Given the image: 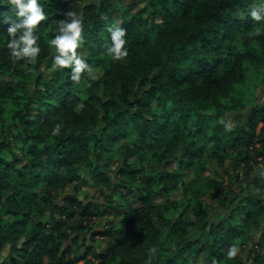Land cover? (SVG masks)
<instances>
[{
  "label": "trees",
  "instance_id": "16d2710c",
  "mask_svg": "<svg viewBox=\"0 0 264 264\" xmlns=\"http://www.w3.org/2000/svg\"><path fill=\"white\" fill-rule=\"evenodd\" d=\"M257 1L38 0L45 19L34 30L41 49L36 61L44 60L47 70L38 72L31 89L27 75L36 61L17 59L9 47L14 37L8 28L23 18L11 0H0V102L10 98L20 107L8 123L0 105V259L10 245L12 264H66L69 252L68 264H175L199 247L206 264H226L233 258L230 247L260 229L254 260L264 264V192L257 188L264 174L235 205L239 220L231 215L212 223L208 207L200 206L195 220L172 215L176 202H154L161 191L156 186L174 191L183 177L177 171L120 184L141 188L140 208L115 207L109 197V204L81 197L77 188L66 194L63 187L84 179L86 168L107 182L115 155L158 153L167 140L186 167L232 152L249 169L264 164V101L258 99L264 20L251 16L264 8ZM69 12L82 24L77 54L102 68L97 76L85 69L79 82L71 78L74 64L53 68L57 53L49 43L61 21L71 20ZM115 26L125 29L128 55L120 59L108 52V29ZM6 73L14 78H2ZM248 108L244 123L226 128L223 116L243 119ZM121 162L129 164L128 158ZM108 215L119 222L105 220L95 228V219ZM102 237L109 248H101Z\"/></svg>",
  "mask_w": 264,
  "mask_h": 264
},
{
  "label": "rangeland",
  "instance_id": "374dc122",
  "mask_svg": "<svg viewBox=\"0 0 264 264\" xmlns=\"http://www.w3.org/2000/svg\"><path fill=\"white\" fill-rule=\"evenodd\" d=\"M91 1L98 2L100 0H81L82 3ZM256 6L264 8V0H258ZM52 50L56 52L54 46ZM90 67L92 69L90 73L94 76L102 72L101 66L94 67L90 65ZM46 70L45 61L38 59L35 62L34 68L27 75V80L30 83L29 88L33 89L32 86H34L38 72ZM1 77L9 80L13 79L14 75L12 73H6L1 75ZM22 96L25 97V94L23 93ZM258 99L264 101V85L259 88ZM0 105L5 109L4 116L8 120V123L13 122L16 113L20 109L18 104L9 98L0 102ZM242 115L243 119L240 118L237 113L230 114V117L225 115L222 117V122L225 124L226 128H231L234 123H244L249 115V108L246 109ZM167 141L159 145L158 148L160 150L158 149V153H147L142 151L141 154L139 152L132 153L127 157L125 154L123 156L121 154L115 155L114 159L112 158L111 164L107 166L108 174L111 178L107 182L92 178L89 169L86 168L84 169V179L81 178L80 181L68 183L66 186H63L64 190L67 194L74 191V188H77L78 194L81 197L87 194L88 197L93 200L108 204L107 197H109L113 201L112 204L115 207L118 206L123 209H128L130 206L140 208L143 205L140 195L141 188L136 184L132 190H127L121 188L120 184L127 183L135 176L142 178L138 179V182L141 183L147 176L154 177L159 174H165V172L171 173L177 171L182 173L183 177L178 182L174 191H171V193H164L161 184L156 186V188H159L161 191L158 190V193L155 194L153 199L155 203L160 204L166 200L173 204L176 202L177 207L172 210V215L177 217L185 213L187 217L196 220L195 213H198L201 210L200 206H203L208 207V209L210 208L208 210V219L210 223L221 222L231 215L236 216L239 220L240 215L235 205L245 198V190L248 184L254 182L255 178L264 174V164L254 165L252 169H249L245 167V162L237 158V153L230 150L232 152L230 156L223 158V160L217 157H202V159L200 158L201 161L196 163L195 166L186 167L185 164H180V154H177L173 144H168ZM132 144L137 146L140 143L138 139L135 138ZM208 144L212 145L210 142ZM140 147H143V149L146 148L144 145H140ZM5 155L9 156L7 153H5ZM127 158L129 164L121 167V161ZM124 167L126 169H124ZM203 167L205 170H203ZM193 180L194 182L192 183ZM258 183V191L264 192V180ZM186 186H189V188L185 189ZM199 213H201V211ZM108 216L95 219L93 223L95 228L103 227V223L106 222L105 220H114L116 223L120 220L119 216ZM196 228L195 230H198V235L201 236L198 224ZM259 230L260 229H252L240 238L239 243L237 242L239 252L226 264H260L259 261L254 260L255 253L253 251L255 242L261 239L262 232ZM202 239H205V237ZM100 245L103 249L109 248L110 246L108 239L105 237L100 239ZM198 248L199 247H195L193 254L179 258L175 264H206L205 260L198 255ZM10 253L11 246L7 245L2 253L0 264H12ZM72 255L73 253H68L66 264L70 262ZM116 260H118L117 257ZM186 260H188V262H186ZM95 261L96 263L98 262L97 260ZM77 264H85V261L80 260ZM163 264L167 263L163 262Z\"/></svg>",
  "mask_w": 264,
  "mask_h": 264
},
{
  "label": "clouds",
  "instance_id": "9594fccd",
  "mask_svg": "<svg viewBox=\"0 0 264 264\" xmlns=\"http://www.w3.org/2000/svg\"><path fill=\"white\" fill-rule=\"evenodd\" d=\"M11 3L18 9L16 15L22 17V20L12 23L8 31L14 38L11 40L9 47L12 50V55L19 58H28L32 63L36 61L37 54L41 51L37 43L38 36L34 35V30L40 21L45 19V12L38 0H11ZM68 16L71 20L61 21L59 34L52 38L49 43L55 46L56 55L54 57L53 68L62 69L64 66L74 64L72 69V80L79 82L81 80L80 73L85 69L92 71L90 65L77 54V48L83 41L82 24L75 12H69ZM251 16L257 20H264V13L253 9ZM111 33V45L108 47V52L113 55L114 59H120L128 55V50L125 47V29L119 26L109 27ZM62 124H56L53 129V134H59ZM151 251H155L152 249ZM238 252V247L233 245L228 251L229 257H235ZM215 264V262H213Z\"/></svg>",
  "mask_w": 264,
  "mask_h": 264
}]
</instances>
